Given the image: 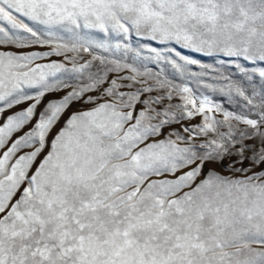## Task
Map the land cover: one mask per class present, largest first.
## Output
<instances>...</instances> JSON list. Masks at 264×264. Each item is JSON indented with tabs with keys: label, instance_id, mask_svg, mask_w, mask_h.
I'll return each instance as SVG.
<instances>
[{
	"label": "snow or ice",
	"instance_id": "1",
	"mask_svg": "<svg viewBox=\"0 0 264 264\" xmlns=\"http://www.w3.org/2000/svg\"><path fill=\"white\" fill-rule=\"evenodd\" d=\"M0 264H264V0H0Z\"/></svg>",
	"mask_w": 264,
	"mask_h": 264
}]
</instances>
